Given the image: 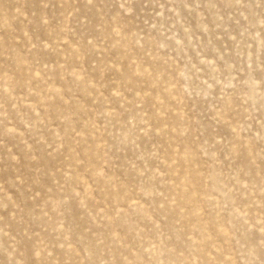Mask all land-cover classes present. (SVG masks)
Wrapping results in <instances>:
<instances>
[{
  "label": "rangeland",
  "instance_id": "rangeland-1",
  "mask_svg": "<svg viewBox=\"0 0 264 264\" xmlns=\"http://www.w3.org/2000/svg\"><path fill=\"white\" fill-rule=\"evenodd\" d=\"M0 264H264V0H0Z\"/></svg>",
  "mask_w": 264,
  "mask_h": 264
}]
</instances>
